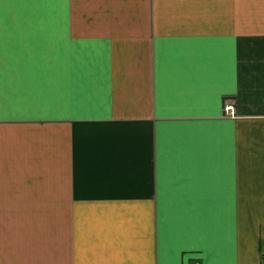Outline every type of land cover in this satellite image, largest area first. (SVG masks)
<instances>
[{
  "label": "crops",
  "instance_id": "1",
  "mask_svg": "<svg viewBox=\"0 0 264 264\" xmlns=\"http://www.w3.org/2000/svg\"><path fill=\"white\" fill-rule=\"evenodd\" d=\"M0 264H264V0H0Z\"/></svg>",
  "mask_w": 264,
  "mask_h": 264
}]
</instances>
